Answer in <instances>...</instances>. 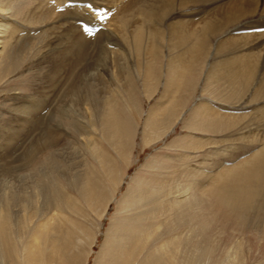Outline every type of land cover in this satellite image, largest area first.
Listing matches in <instances>:
<instances>
[{
  "label": "bare ground",
  "instance_id": "bare-ground-1",
  "mask_svg": "<svg viewBox=\"0 0 264 264\" xmlns=\"http://www.w3.org/2000/svg\"><path fill=\"white\" fill-rule=\"evenodd\" d=\"M23 6L28 8L22 16H19L21 18H17V12ZM197 16L200 17L193 19ZM81 19L88 21V25L92 28L98 27V30L93 33L84 29L76 23ZM27 28L40 32H36L37 37L32 35L33 37L28 38L26 37L29 34L26 31ZM230 32H233L234 35H227ZM223 36L228 38L220 40ZM91 45H97L99 48L96 61L98 63L97 68L99 69L101 65H104L102 68L106 70V67L111 65L113 76L115 77L116 74V86L105 85L102 87L104 81L101 79L102 77H97L100 92L107 95L105 99L101 102L95 101L93 105H90L89 101L84 103L90 112L87 113V119L91 127H95L96 121H98L92 106H101L103 111H107L103 117L104 120L112 121L110 118L114 117L112 114H115L114 107L118 104L117 100H121L127 109L130 104L133 105V101L128 95L129 92L133 93V91H128L129 85L127 82H123V74L133 75L138 81L137 85L142 93H148V98L154 96L163 83L162 93L156 98L155 105L153 104L154 114L144 116L146 130L151 131L148 132L151 135L154 133L157 136L145 137V143L147 141L152 143V140L156 141L160 138L158 136L160 128L167 127L165 121L174 122L177 120V115L170 119L171 116L168 117V112L171 113L178 107L175 105L177 103L176 94L182 90L187 92L190 86H193L191 80V82L187 81L188 71L192 70V68L189 70L191 67L189 65L194 59L196 62L207 59L209 49L208 58L210 60L205 77L207 76L209 85L207 86L210 87V93L212 90V94H215L213 91H217L219 86L220 92L224 91L223 97L228 96L229 100H227L230 103L231 96L235 97L237 92L243 89L245 80H250L251 83L255 84L251 95L252 101L257 99L258 95L262 98L264 93V0H0V85L5 83L8 77L11 78L22 63L29 59H37L38 67H42L46 63L50 64L51 70L47 76L53 75L51 74L52 71L59 76L63 73L61 69L66 67L68 73L75 63L71 59L83 58L82 52H86ZM119 46H122V49L128 53L125 55H130L136 61V65L133 63L134 70L132 72L130 69L128 71V69L122 68V65H117V63L122 62L116 60L117 55L115 54L117 53L114 52V49ZM60 47L64 49L63 52H61ZM237 52L239 56L233 58ZM119 53L121 55V52ZM93 56L92 58H94ZM68 60L73 64L70 65L68 62V65H65ZM66 74L63 75L65 79H68ZM81 76L77 78L84 81L85 78ZM51 82L54 83L53 80ZM205 84L207 83L205 82ZM71 85L70 87H72ZM206 91L203 88V92ZM47 98L42 92H37L36 95L14 98L20 101L19 106L13 107L14 112L18 115L16 122L19 123L22 120L20 124L25 126L27 124L25 121L29 116L30 119L35 117L33 112H29V109L43 104L44 106L47 105ZM235 98L238 99L237 96ZM78 101L80 102V97L74 93L69 109H75V103ZM81 102L83 103V101ZM252 108L254 109L247 110L242 114L234 113V110L230 113L228 111L223 113L221 108H218L220 113L212 110L211 114L206 113V111L204 114H207V121L213 123L227 121L233 125L248 122L263 126L264 122L259 123L257 121L264 120V104L256 107L257 109ZM137 109L139 108H134V110ZM109 110H113V113L111 114ZM36 113L38 112L36 111ZM115 120L119 121L117 118ZM16 122L6 128V139H2L0 144L3 141H10L11 138L19 134V129L13 128L17 124ZM108 131L107 135L103 133L105 136H102V140L107 142L114 152L115 158L113 159L107 156L108 154H103L100 145L93 141L90 135L81 132L86 146L85 152L90 154L91 159L99 165L98 173L101 177V179L97 176L86 177V182L84 180V183L81 184L82 188L79 189V197L84 201L86 209L97 217L94 231L88 234L89 231L71 221L70 226L75 233L69 235L66 232H60L55 235L58 233L55 228L56 224L60 226L63 217L62 210L55 208L54 213L47 218L45 207L40 208L37 204H31L29 200H26L25 194L27 192L24 190L27 176L21 175V177L16 178L20 183L18 199L20 200L21 213L13 212L7 205L8 198L12 199L14 196L9 197V194L3 192L5 196H1L0 199V264H52L53 262L55 264V256L59 257L60 264H88L90 256L94 253L93 245L96 243V234L100 232V223L97 221L107 215L108 207L112 202L116 205L115 214L120 217L119 222L114 227L109 228L105 234L104 241L99 247L100 250L98 249L99 251L94 257V264H140V256L154 242L163 226L157 223L158 217L165 214L162 212L163 209L161 210L163 201H160L156 189L143 191L136 187L129 189L117 201L114 195L115 190L118 189L123 178V171L117 166L122 163L121 165L127 167L131 163V159L126 150V144L122 143L127 140L125 133L123 132L117 137L116 132L118 130L109 129ZM260 133V140L259 137H255L260 141V148L232 167L221 168L215 174L216 180L223 179L225 176L229 177L236 172L237 176L238 174L257 175L259 169H264V133ZM37 151L38 148H35L34 152L37 153ZM33 159L34 156L28 157L27 161H24L19 168H25ZM84 161L88 164L87 158H84ZM59 172L66 173L64 171ZM92 173L94 174V172ZM69 177L71 179L70 184L79 186L78 177ZM102 178L109 180L114 190H107L104 183L101 185ZM7 184L12 186L10 180L7 181ZM53 187H55L54 197H52L54 203L57 206L61 205L62 202L68 204L70 197L64 192L65 190H61L59 180L55 181ZM10 189L14 190V188ZM35 197L37 203V195ZM165 202L169 208L173 206L172 201L166 199ZM14 215H16V220L12 223L11 220ZM135 221H137V225L131 223H135ZM126 223L134 226V228H127ZM123 226H126L124 231L118 232L117 230ZM14 238H17L18 241H15ZM173 242L174 240L167 241L159 247H155L153 252L158 257L154 253L149 254L141 264H167L165 261L172 255L170 251L176 246Z\"/></svg>",
  "mask_w": 264,
  "mask_h": 264
},
{
  "label": "rangeland",
  "instance_id": "rangeland-1",
  "mask_svg": "<svg viewBox=\"0 0 264 264\" xmlns=\"http://www.w3.org/2000/svg\"><path fill=\"white\" fill-rule=\"evenodd\" d=\"M27 8V6H23L17 12V18H21L19 16H22ZM81 21L88 23L84 19H81ZM26 31L29 33L26 36L28 38L33 37L32 35L37 37L36 32H40L32 28H27ZM89 47L86 52H82L83 58L71 59L75 62L74 64L69 60L65 62V65H68V62L70 65L73 64L68 73V68L66 67L61 69L63 73L59 76L55 75L56 72L54 73V71L51 73L53 75L47 76V73L51 70L50 64L46 63L42 67H38L37 59H29L22 63L11 78H7V82L5 81V83L0 85V142L2 139H6V128L18 120V115L14 112L13 107L19 106L20 101L14 98L36 95L37 92H42L43 95L45 94L48 97L46 100L47 105L44 106L43 104L29 109L30 113L33 112L34 119L32 117L30 119L29 116L25 121L27 123L25 126L20 124L22 122L21 119L19 123L16 122L17 124L13 128L19 129L18 135L11 138L10 141H3L0 144V199L4 193L9 194V197L14 196L12 199L8 198L7 205L13 212L21 213L20 200L18 199L20 183L16 178L21 177V175L27 176L24 190V192H27L25 194L26 200H29L31 204H37L40 208L45 207L47 218L54 213L55 208L62 210L64 218L62 217L60 226L56 224L55 228L58 231H55L58 233H55V235L60 232H66L69 235L75 233L72 226H70L71 221L89 231L88 234L92 233L97 217L86 209L84 201L79 197V189L82 188L81 184L86 182L88 176H97L99 179L101 177L98 173L99 165L91 159L90 154L85 152L86 146L81 132L90 135L92 140L100 145L103 154H108L107 156L113 159L115 158L114 152L107 142L105 143L102 140V136L107 135L109 129L118 130L116 132L117 137L124 132L127 138L126 142H121L126 144L131 163L127 167L121 165L122 163L117 166L123 171V178L114 194L117 201L129 189L134 187L143 191L154 188L158 191L160 201H163L161 210L163 209L162 212L165 213L164 215L161 214L157 219V223L163 226L154 242L140 256V264L146 260L145 258L149 254L154 253L153 249L155 247H159L171 240H174L173 243L178 246H175L174 248L176 249L173 248L170 251L172 253L170 258L165 259L167 264H264V169H259L257 175L238 174L237 176L236 172L229 177L225 176L224 180L215 179V174L221 168L225 166L232 167V165L245 157L247 158L260 148L259 135H261L260 132L264 133V128L254 129L256 126L246 125L243 122L239 123L240 125H231L228 122L232 126L230 128L227 121H222V123L216 121L214 125L209 124L207 127V118L200 115L202 109H193L196 108V98L203 94L206 99L211 95L208 82L205 86L202 83V79L201 81L198 79L201 74L196 72L197 70L191 73L187 81L191 80L194 85L195 80H199L203 87L199 86L197 89L195 87L194 91L188 89L189 93L182 90L179 94H176L177 103L175 105H178V107L171 113L168 112V117L171 116L172 118L170 117V119H173L177 115V120L174 122L165 121L167 127L160 128V131L163 132L160 133L159 131L160 140H152V143L149 141L145 143V137L153 138L157 134L153 133L151 135L148 133L151 131L145 128L144 116L154 114L156 98L161 95L162 91L160 90V92L158 91L154 96L148 98V93H142L137 85L138 81L133 75L129 74H123L122 78L123 82H127L129 85L128 91H133V93L129 92L128 94L131 101H133V105L130 104L127 109L121 100H117L118 104L114 107L115 110L113 109L115 114H112L113 110L109 111L119 121L115 120L116 118L114 119V117L110 118L112 121L104 120L103 117L107 111H103L104 109L101 106H92L94 113L98 117L97 120L100 121H96L97 125L91 127L87 119L89 110L84 103L89 101L90 105H93V102H101L105 99L107 95L100 92V84L97 77H102L101 79L104 81L102 87L105 85L116 86V74L114 77L112 68H110L111 65L107 66L106 70L102 68L104 65H101L98 69L96 61L99 48L97 45ZM116 48L114 49V52L117 53L115 54L117 55L116 60L118 62L122 61L120 62L121 64L117 63V65H122V68L132 72L134 70L133 63L136 65V61L130 55L127 56L128 53L122 49V46L118 47L119 50ZM63 51L64 49L61 52ZM118 51L121 52V55ZM125 53L127 54L125 55ZM160 60L163 59L160 58ZM80 73L83 74L81 75L85 78L84 81L77 78L81 76H79ZM63 74H66L68 79H65ZM51 79L54 83L51 82ZM77 82L78 84H76ZM204 87L207 91L202 93ZM74 93L79 95L80 102H76L75 109L71 110L69 107ZM215 98L217 99V97ZM245 100H248V96L234 105L235 113H241L242 109L240 108L244 106L242 104H245ZM205 101L203 103H206ZM263 101L260 97V102ZM262 104L264 103L260 105ZM215 106L219 107V103H216ZM137 107L139 109L134 110ZM232 110L230 109L228 112L230 113ZM247 110L250 111V109ZM181 111L184 115L179 117L178 114ZM221 112L224 113V110L221 109ZM193 114L194 116H192ZM101 116L103 119L99 118ZM259 122L263 123L264 120ZM201 124H206V126L201 127ZM169 126L172 128H169ZM255 137H259V140ZM251 139L252 143L250 142ZM38 145L41 146L39 147ZM35 148H38L37 153L34 152ZM30 156H34L33 161L25 168H19ZM84 158L88 159L89 165L84 161ZM59 175L62 176L59 177ZM69 176L78 177L79 186L70 184L71 179ZM9 180L12 186L7 184ZM58 180L61 183V190H65L64 192L69 195L70 200L68 204L62 202L61 205L57 206L52 197H54L55 193L54 183ZM102 180L100 182L101 185L104 183L107 190H114L109 180L104 178ZM7 186L10 187L8 188ZM10 188H14V190ZM166 199L172 201L171 204L173 206L171 208L165 204ZM174 202L179 203L175 204ZM115 210V203H110L107 215L97 221L100 223V232L96 234V243L93 245L94 253L90 256L88 264H94V257L100 250L99 247L104 241L105 234L109 228L114 227L119 222L120 217L116 216ZM15 216L11 220L12 223L16 220ZM131 223L137 225V221ZM148 223L150 224V222ZM125 225L128 226L127 228H134L129 223ZM126 226L120 227L117 231H124ZM15 241H18L17 238ZM154 255L158 257L157 254L154 253ZM58 258L55 256L54 261L60 264Z\"/></svg>",
  "mask_w": 264,
  "mask_h": 264
},
{
  "label": "crops",
  "instance_id": "crops-1",
  "mask_svg": "<svg viewBox=\"0 0 264 264\" xmlns=\"http://www.w3.org/2000/svg\"><path fill=\"white\" fill-rule=\"evenodd\" d=\"M234 35V33L233 32H230V33H228L227 35ZM226 36V35H225ZM224 38L225 39H227L228 37H222V38H220V40H224ZM209 51H210V49H209ZM209 51H207L208 53V55H209ZM200 52H201V50H200ZM208 55H207V59L205 58L204 60H201V61H197L196 62V60L194 59V60H192L191 61V63H190V65H189V67H190V69L189 70H191V68H192V70L189 72L188 71V74H189V76L191 75V73L192 72H195L196 70V72H199V71H201L200 72V74H201V76L200 77H198V79L201 81V79H202V83L206 86V84H205V82L207 83V76L205 77V75H206V73H207V69H208V67H207V65H208V63H209V58H208ZM235 55L236 56H233V58H235V57H237V56H239V54H238V52L237 53H235ZM203 61V62H202ZM164 63H165V61H164ZM193 63H195V64H193ZM206 63V64H205ZM192 64H193V66H192ZM200 64H201V66H200ZM204 64V65H203ZM194 69H196V70H194ZM201 78V79H200ZM205 78V79H204ZM199 80L197 81V80H195V82H194V85L190 88L191 90H194L195 89V87H196V89L200 86L201 88L203 87V85H201V83L199 82ZM193 83V82H192ZM249 85V86H248ZM252 85H253V87H252ZM188 86V85H187ZM254 87H255V84L254 83H251L250 82V80H245V83H244V86H242V90H240L239 92H237V94L235 95V97L237 96L238 97V99H236L235 97H233V96H231V98L232 99H230V103H229V99H228V96H224L223 97V93H224V91L223 92H220L219 90H220V87L218 86V88L217 87H215V88H217L218 90L216 91V90H214L213 92H215V94H212V91H211V95H213V96H211V97H209V98H204L203 97V94L201 95V96H199V98H196V102L197 103H195V107L196 108H193V109H196V110H199V108L200 109H202V112H201V117H206L207 118V114H204V112L206 111V113H208L209 112V114H211L213 111L212 110H216L217 112H219L220 110H218V108L220 109H223L224 111H229L230 109H233L234 110V105L235 104H237L240 100H244V98L246 97V96H248V100H245L244 101V103L245 104H242V105H244L243 107H241L240 109H242V111H241V114L243 113V112H247V109H254V108H252V107H257L258 108V106L261 104V103H264V101L263 102H260V95H258V98L257 99H255V100H251V95L253 94V91H254ZM188 88H189V86H188ZM194 88V89H193ZM205 88V87H204ZM245 88H246V90H245ZM252 90H251V89ZM163 89V83H162V86H161V88L159 89V92H160V90H162ZM189 89V90H190ZM249 89V90H248ZM188 90V91H189ZM187 91V90H186ZM187 91V93H189ZM248 91V92H247ZM219 92V93H218ZM202 93H203V91H202ZM241 95V96H240ZM215 97H217V99H219L220 98V101L219 100H217ZM235 98V99H234ZM208 99V100H207ZM223 99V100H222ZM228 99V100H227ZM262 99L264 100V95H263V97H262ZM204 100H206L205 102L206 103H203V101ZM212 100V101H211ZM221 100H222V102H221ZM234 102V104H233V102ZM208 102V103H207ZM260 102V103H259ZM216 103H219V107H215V104ZM225 103H226V106H225ZM231 104V106L229 105V104ZM207 104V105H206ZM208 104H210V105H208ZM206 105V106H205ZM233 105V106H232ZM241 105V106H242ZM204 106V107H203ZM223 106H224V108H223ZM247 107V108H246ZM198 108V109H197ZM205 108V109H204ZM256 108V109H257ZM233 110H232V112H233ZM235 110H236V108H235ZM215 111V112H216ZM220 113V112H219ZM234 113H235V111H234ZM182 115H184L183 114V112L181 111L180 112V114H179V116L181 117ZM192 116H194V114L192 115ZM179 119V118H178ZM257 122H259V121H257ZM243 123H245L246 125H249L250 124V126H253L254 124H252V123H248V122H243ZM260 123V122H259ZM191 124V123H190ZM209 124H212V125H214L215 123H213V122H210V121H208V124H207V127L209 126ZM228 124V123H227ZM229 126H230V128H232V126L230 125V124H228ZM204 127V126H206V124H201V127ZM254 126H256L254 129H260L259 127H261V128H264V125L262 126H259L258 124H256V125H254ZM184 127H186L185 125H184ZM187 128V127H186ZM189 128V127H188ZM190 128H191V126H190ZM227 129V128H226ZM248 132V131H247ZM169 133V132H168ZM195 134H197V133H195ZM253 135V134H252ZM251 143L253 142L252 141V139H251V141H250Z\"/></svg>",
  "mask_w": 264,
  "mask_h": 264
},
{
  "label": "snow or ice",
  "instance_id": "snow-or-ice-1",
  "mask_svg": "<svg viewBox=\"0 0 264 264\" xmlns=\"http://www.w3.org/2000/svg\"><path fill=\"white\" fill-rule=\"evenodd\" d=\"M89 7H91V5H89Z\"/></svg>",
  "mask_w": 264,
  "mask_h": 264
}]
</instances>
